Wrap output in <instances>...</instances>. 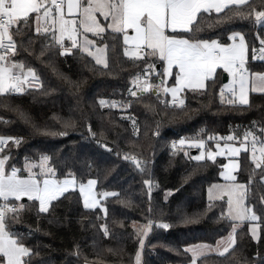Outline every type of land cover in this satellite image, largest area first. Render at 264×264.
I'll use <instances>...</instances> for the list:
<instances>
[{
    "label": "trees",
    "instance_id": "16d2710c",
    "mask_svg": "<svg viewBox=\"0 0 264 264\" xmlns=\"http://www.w3.org/2000/svg\"><path fill=\"white\" fill-rule=\"evenodd\" d=\"M215 15L204 14L205 18L198 21L204 28L198 35L227 43L228 35L238 31L245 35L250 46L259 48L255 37L257 33L261 35L264 27H254L240 19L207 27L214 23ZM14 39L18 43L26 42L27 37L15 36ZM95 40L100 46L109 45V68L103 69L95 65L91 57L73 50L75 55L54 58L56 68L66 80L59 79L41 62L45 57L37 59V50L30 55L19 49L20 54L14 58L35 68L44 88L10 99V103L30 120L29 124L17 112L0 106V136L22 138L19 146L10 145L5 149L10 152V165L23 168L26 158L37 162L42 155H47L59 178H63L62 170L65 173L71 170L78 180L97 179V193L110 191L120 195L102 201L107 208L105 216L99 208L95 211L84 209L78 192L65 194L68 198L54 201L55 207L49 213L37 216L35 210H25L10 228L24 234L25 243L38 251L34 264L39 260L46 264H84V257L90 264H135L139 245L133 222L141 225L151 216L153 221L170 223L172 227L167 231L154 227L149 232L144 241L141 264H184L185 257L177 255L176 249L182 252L184 247L194 243L215 245L231 231L229 222L219 218L222 202H215L209 210L207 200V189L220 182L224 160L217 159L215 163L191 160L189 157L198 155V150L180 145L173 149L171 142L202 139L206 148L213 149L214 141L209 140V136L242 137L253 121L260 120L264 96L251 94L250 103L254 106L250 110L227 103L222 105L219 97L222 78L218 76L216 83L207 89V95L182 94L187 114L161 103L162 100L170 101L162 95L159 100L149 93L131 97L128 89L133 77L142 69L123 55L122 38L115 50L111 47L114 41L110 32L104 33L103 40L98 37ZM249 54L251 57V51ZM248 67L252 71L263 69L252 63ZM157 69L161 70L159 63ZM44 90L48 94H41ZM100 99L115 101L125 107L102 108ZM130 118L135 119L138 131L134 132ZM65 121H70L73 126L64 128ZM33 125L41 131H35ZM89 126L94 136L89 133ZM44 129L66 131L67 135H46ZM100 143L114 151H107ZM192 151L196 154L191 155ZM124 153L148 161L149 174L141 175L133 164L123 159ZM247 155L242 153L239 159L242 171L237 177L241 183L248 180L245 169L250 167V161L246 159ZM145 179H151L153 183L150 197L143 183ZM259 195L257 192V199ZM185 215L199 219L195 223H181L179 218ZM105 222L111 233L109 237L99 231L100 224ZM260 235L259 242L253 240L245 224L238 229V251L234 256L231 253L225 257L209 255L202 258L203 264H237V261L243 264L245 260L248 264H261L264 260V225ZM77 250L79 258L75 255Z\"/></svg>",
    "mask_w": 264,
    "mask_h": 264
},
{
    "label": "snow or ice",
    "instance_id": "6c2138e0",
    "mask_svg": "<svg viewBox=\"0 0 264 264\" xmlns=\"http://www.w3.org/2000/svg\"><path fill=\"white\" fill-rule=\"evenodd\" d=\"M213 13L216 14L214 23H209V28L236 19L246 20L254 27H264V0H0V98H3L0 99V106L17 112L29 124L30 120L10 103V99L31 94L33 88L37 91L44 88L36 69L14 58L20 54L19 49L30 55L34 49L37 50V59L45 57L41 62L59 79L66 80L56 68L55 56H72L75 55L73 50H76L91 57L95 65L108 69L109 45L98 46L87 34L103 40L104 33L110 31L114 41L112 49H116L122 37L123 55L142 69L133 77L132 86L128 89L131 97L149 93L159 100L162 93L165 97L171 96V101L162 100L161 103L187 114L185 100L180 94L207 95V89L219 78L217 69H222L230 77V82L219 90L220 103L250 110L254 106L250 103V93L264 96V71L249 69V51L252 61H264V35L257 33L255 37L259 48L250 46L245 35L238 31L228 35L227 40L231 43L198 35L204 31L198 21L205 18L204 14L211 17ZM15 36L27 37V40L18 43ZM157 62L161 70L157 69ZM154 77L158 78V83ZM168 81L172 82L171 85ZM68 83L71 84L70 81ZM41 94L46 95L48 91L44 90ZM99 105L102 108L125 107L105 99H100ZM130 119L134 132L138 131L135 119ZM63 126L68 128L73 125L65 121ZM33 128L41 131L34 125ZM88 131L95 135L91 126ZM43 134L65 136L67 132L44 129ZM208 139L214 141L215 150L206 148L202 139H180L179 144L199 149L198 155L189 157L197 162L206 160L215 163L219 155L232 158L229 163L221 165L220 177L224 183L212 184L207 190L208 209L221 201L219 218L229 222L231 231L215 245L194 243L184 247L182 252L176 249L177 255L185 257L184 264H203L202 258L213 253L219 257L228 253L234 256L238 251V229L247 224L251 238L259 242L264 225V111L260 120L253 121L242 137L209 136ZM21 142V137L0 136V264H34L35 257L39 255L25 243L24 234L13 232L10 228V224L18 222L25 210H35L37 216L47 214L55 207L54 201H60L61 197L67 199L65 194L78 192L84 209L95 211L99 208L107 216V208L101 201L120 195L110 191L97 193V179L78 180L71 170L66 173L62 170L63 178H59L51 157L47 155H42L37 162L26 158L23 168L10 165V152H5V149L10 145L19 146ZM100 147L114 151L104 143H100ZM172 147L175 149L176 144L173 143ZM242 152L248 154L246 159L250 161V167L245 169L247 183L238 182L237 177V173L242 171L238 159ZM116 154L119 156L120 152ZM184 154L188 155L187 152ZM123 159L133 164L141 175L149 174L148 161L130 153H124ZM143 183L150 197L153 183L151 179H145ZM257 192L260 193L258 199ZM25 199L30 203H20ZM179 219L187 224L197 222L199 217L185 215ZM154 227L167 231L172 225L162 221L157 223L151 216L144 224L133 222L139 245L135 264H141L144 239ZM99 231L104 237L111 235L106 222L100 224ZM75 255L79 258V250ZM35 264L46 262L39 260ZM84 264H90L87 257H84ZM243 264H248V261H243Z\"/></svg>",
    "mask_w": 264,
    "mask_h": 264
},
{
    "label": "crops",
    "instance_id": "0c3cea01",
    "mask_svg": "<svg viewBox=\"0 0 264 264\" xmlns=\"http://www.w3.org/2000/svg\"><path fill=\"white\" fill-rule=\"evenodd\" d=\"M213 14H215V13H213ZM100 19H101V21H103V17H100ZM106 23V22H105ZM110 32V31H109ZM88 35V38L89 39H92V40H95V38H97V37H94V36H92V34L91 33H88L87 34ZM122 38V37H121ZM96 41V40H95ZM67 43V42H66ZM96 43H97V41H96ZM227 43H231V41H228ZM97 45L98 46H100L98 43H97ZM250 55V54H249ZM94 61V60H93ZM157 63H159V62H157ZM250 63H252V64H257V65H261L262 67H263V69L262 70H259V71H264V61H261V60H256V61H252L251 60V57L249 56V64ZM248 64V65H249ZM217 73H218V76L220 77V78H222V76L223 75H225L226 76V82L225 83H222V86L221 87H223L224 85H226V84H229V82H230V77H228V74L227 73H224L223 72V70L222 69H217ZM171 81H168V84L169 85H171ZM184 93V92H183ZM183 93H181L180 94V96L182 97V94ZM251 94H255V95H261V94H259V93H250V96H251ZM250 96H249V99H250ZM167 98L171 101V96H167ZM221 144H223L224 142H220ZM194 147H192V149H193ZM197 148H195V150H196ZM199 150V149H198ZM215 150V149H214ZM243 153V152H242ZM241 153V154H242ZM241 154H240V156H241ZM217 159H223L224 160V164H227V163H229L230 162V160L232 159L231 157H229V156H227V155H219V156H217ZM216 159V160H217ZM238 159H240V157L238 158ZM221 171H222V168H221ZM220 171V172H221ZM25 175H26V173H24ZM219 178H220V182H218V183H224V181L222 180V178L220 177V174H219ZM96 192H97V190H96ZM26 200V199H25ZM103 201V200H102ZM102 201H101V203H102ZM20 202H22V201H20ZM83 205V204H82ZM210 255H215L214 253L213 254H210Z\"/></svg>",
    "mask_w": 264,
    "mask_h": 264
},
{
    "label": "built area",
    "instance_id": "2783aa9c",
    "mask_svg": "<svg viewBox=\"0 0 264 264\" xmlns=\"http://www.w3.org/2000/svg\"><path fill=\"white\" fill-rule=\"evenodd\" d=\"M261 35H264V29H263ZM153 79L155 80V82H157V83L159 82L158 80H156L157 78L154 77ZM130 87H131V86H130ZM31 90H36V89L33 88V89H31ZM161 95H162V98L164 99L165 96H164L162 93H161ZM13 97L16 98L17 96H13ZM179 141H180V140H178V141H172V142H171V145H173V143H175L176 145H180V144H179ZM185 145H186V144H185ZM180 146H181V145H180ZM189 148H190V147H189Z\"/></svg>",
    "mask_w": 264,
    "mask_h": 264
},
{
    "label": "rangeland",
    "instance_id": "374dc122",
    "mask_svg": "<svg viewBox=\"0 0 264 264\" xmlns=\"http://www.w3.org/2000/svg\"><path fill=\"white\" fill-rule=\"evenodd\" d=\"M131 86H132V83H131ZM182 147H186V148H189L188 146H187V144L186 145H184V146H182ZM191 149H192V147H190ZM192 150H195V148H193ZM196 150H198V149H196ZM212 150H214V145H213V149ZM198 151H200V150H198ZM216 184H223V183H216ZM208 190V189H207ZM208 200V199H207ZM137 225H139V224H137ZM250 233V232H249ZM250 235H251V233H250ZM146 240V237H145V239H144V241Z\"/></svg>",
    "mask_w": 264,
    "mask_h": 264
},
{
    "label": "water",
    "instance_id": "95a60500",
    "mask_svg": "<svg viewBox=\"0 0 264 264\" xmlns=\"http://www.w3.org/2000/svg\"><path fill=\"white\" fill-rule=\"evenodd\" d=\"M226 82V76L225 75H223L222 76V83H225ZM196 154V151H192L191 152V155H195ZM25 200H22V202H24Z\"/></svg>",
    "mask_w": 264,
    "mask_h": 264
}]
</instances>
